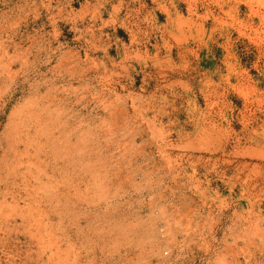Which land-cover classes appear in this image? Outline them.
I'll use <instances>...</instances> for the list:
<instances>
[{"label":"rangeland","instance_id":"374dc122","mask_svg":"<svg viewBox=\"0 0 264 264\" xmlns=\"http://www.w3.org/2000/svg\"><path fill=\"white\" fill-rule=\"evenodd\" d=\"M258 14L0 0V264H264Z\"/></svg>","mask_w":264,"mask_h":264},{"label":"bare ground","instance_id":"6f19581e","mask_svg":"<svg viewBox=\"0 0 264 264\" xmlns=\"http://www.w3.org/2000/svg\"><path fill=\"white\" fill-rule=\"evenodd\" d=\"M234 2H235V0H233ZM240 3V2H239ZM223 6V5H222ZM227 6V5H226ZM233 6V5H232ZM219 7V6H218ZM237 7V6H236ZM223 8V7H222ZM250 9H251V7H250ZM253 9V8H252ZM209 12V11H208ZM235 12V11H234ZM210 13V12H209ZM233 13V12H232ZM236 13H237V11H236ZM232 15V14H231ZM258 15H260V14H258ZM230 18V17H229ZM259 22H258V25L255 27L256 29H255V32H259V30L261 29V28H259V26H262V27H264V14H262V15H260L259 17ZM231 20V19H230ZM249 20H251L252 22L254 21L252 18H250ZM232 21V20H231ZM239 22V21H238ZM237 22V23H238ZM241 24V23H240ZM253 24H254V22L253 23H249V27H253ZM258 27V28H257Z\"/></svg>","mask_w":264,"mask_h":264}]
</instances>
